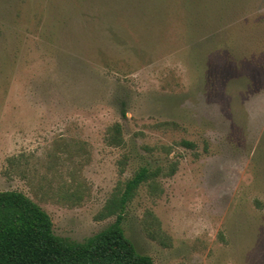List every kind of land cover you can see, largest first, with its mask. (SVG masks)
Segmentation results:
<instances>
[{
  "label": "rangeland",
  "instance_id": "374dc122",
  "mask_svg": "<svg viewBox=\"0 0 264 264\" xmlns=\"http://www.w3.org/2000/svg\"><path fill=\"white\" fill-rule=\"evenodd\" d=\"M142 167L139 253L264 264V0H0V191L83 242Z\"/></svg>",
  "mask_w": 264,
  "mask_h": 264
},
{
  "label": "trees",
  "instance_id": "16d2710c",
  "mask_svg": "<svg viewBox=\"0 0 264 264\" xmlns=\"http://www.w3.org/2000/svg\"><path fill=\"white\" fill-rule=\"evenodd\" d=\"M109 142L122 144L120 125H115ZM154 175L142 167L118 183L96 216L116 217L115 222L83 242L57 236L51 216L24 193L0 191V264H153L152 257L139 253L127 238L123 222L140 185Z\"/></svg>",
  "mask_w": 264,
  "mask_h": 264
}]
</instances>
